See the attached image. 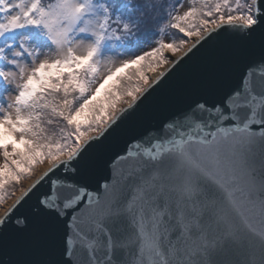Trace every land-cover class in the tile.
Listing matches in <instances>:
<instances>
[{"label": "snow or ice", "instance_id": "snow-or-ice-1", "mask_svg": "<svg viewBox=\"0 0 264 264\" xmlns=\"http://www.w3.org/2000/svg\"><path fill=\"white\" fill-rule=\"evenodd\" d=\"M0 264H264V0H0Z\"/></svg>", "mask_w": 264, "mask_h": 264}]
</instances>
